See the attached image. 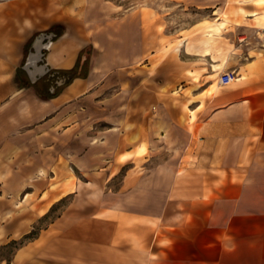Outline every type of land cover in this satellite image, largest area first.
Returning a JSON list of instances; mask_svg holds the SVG:
<instances>
[{"label": "crops", "instance_id": "1", "mask_svg": "<svg viewBox=\"0 0 264 264\" xmlns=\"http://www.w3.org/2000/svg\"><path fill=\"white\" fill-rule=\"evenodd\" d=\"M32 3L0 0V188L40 200L51 180H85L53 186L41 215L96 197L71 202L16 264H264V2L220 0L209 31L164 62L142 12L69 8L43 30L57 34L45 63L71 70L86 49L89 71L51 99L21 84Z\"/></svg>", "mask_w": 264, "mask_h": 264}, {"label": "rangeland", "instance_id": "2", "mask_svg": "<svg viewBox=\"0 0 264 264\" xmlns=\"http://www.w3.org/2000/svg\"><path fill=\"white\" fill-rule=\"evenodd\" d=\"M32 2L29 10L30 22L36 24L35 28L40 33L47 28L50 20H53L51 18L62 19L69 8L72 13L70 16H74V12L77 13L89 5L93 8L108 7L109 9L106 10L113 11L116 15H122L132 9L138 10L148 21L156 22L159 44L156 58L160 62H164L166 58L177 59L174 49L180 44L181 37L190 39L197 33L202 35L208 32L215 21L213 7H216V4L222 7L220 0H72L68 4L62 0H43V3L32 0ZM41 4L45 7L44 14ZM220 13L224 14L221 19L227 23V26L229 23H241L240 18H235V13L224 10ZM84 181L74 178L55 180V182L51 180L50 188H46L40 200L37 193L7 195L0 188V264H16L15 256L18 251L33 241L42 230L47 229L53 219L62 213H68L66 208L71 202H76L78 206L88 205L87 199L96 196L66 195L49 213L41 215L42 208L55 199L54 195L47 192L52 191L53 186L57 189L60 187L64 192L75 190V183L80 188Z\"/></svg>", "mask_w": 264, "mask_h": 264}, {"label": "trees", "instance_id": "3", "mask_svg": "<svg viewBox=\"0 0 264 264\" xmlns=\"http://www.w3.org/2000/svg\"><path fill=\"white\" fill-rule=\"evenodd\" d=\"M50 28L46 33L52 32ZM38 35V34H37ZM57 37V34H56ZM32 42V41H31ZM28 44V48L30 43ZM27 55V53H26ZM25 61V60H24ZM24 62L22 63L23 66ZM89 71V52L84 49L80 52L75 66L68 71H50V73L37 81L34 84H31L27 77L25 80L21 81L23 86H34L38 92V95L44 99H51L57 96L66 86H68L76 78H85ZM19 72L23 75L25 74L22 69H19ZM25 76V75H24ZM59 79H64L65 82L62 86L56 87L55 81ZM54 87V91L50 92V88Z\"/></svg>", "mask_w": 264, "mask_h": 264}, {"label": "water", "instance_id": "4", "mask_svg": "<svg viewBox=\"0 0 264 264\" xmlns=\"http://www.w3.org/2000/svg\"><path fill=\"white\" fill-rule=\"evenodd\" d=\"M55 38L56 35L53 32H41L30 43L21 69L31 84L36 83L50 73L51 70L46 65L44 58ZM64 82V79L56 80L55 86L60 87ZM54 89V87L50 88V92H53Z\"/></svg>", "mask_w": 264, "mask_h": 264}, {"label": "built area", "instance_id": "5", "mask_svg": "<svg viewBox=\"0 0 264 264\" xmlns=\"http://www.w3.org/2000/svg\"><path fill=\"white\" fill-rule=\"evenodd\" d=\"M233 78L231 74H223L219 79V85H227L232 82Z\"/></svg>", "mask_w": 264, "mask_h": 264}, {"label": "bare ground", "instance_id": "6", "mask_svg": "<svg viewBox=\"0 0 264 264\" xmlns=\"http://www.w3.org/2000/svg\"><path fill=\"white\" fill-rule=\"evenodd\" d=\"M264 2V0H262Z\"/></svg>", "mask_w": 264, "mask_h": 264}]
</instances>
